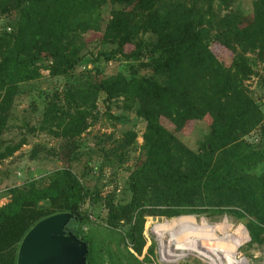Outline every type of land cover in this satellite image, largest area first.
I'll list each match as a JSON object with an SVG mask.
<instances>
[{
    "label": "trees",
    "instance_id": "16d2710c",
    "mask_svg": "<svg viewBox=\"0 0 264 264\" xmlns=\"http://www.w3.org/2000/svg\"><path fill=\"white\" fill-rule=\"evenodd\" d=\"M209 1L120 0L122 6L113 9L103 38L115 44L112 51L133 57L151 73L102 77L76 90L81 91V103L65 130L70 137L80 133L86 122L82 105H94L101 92L107 100L123 98L128 107L135 104L147 125L144 159L129 176L130 199L117 204L108 198L103 206L107 226H95L89 219L95 203L92 193L70 164L78 142L71 139L60 148L51 147L48 151L63 162L62 170L46 187L31 182L27 190L13 189L10 202L0 208V264H17L20 243L31 228L66 212L89 228L81 237L89 245L88 264H104V256L112 255L109 240L118 241L122 255L111 264H154L153 247L144 254L147 216L232 214L244 221L251 243H264V114L243 89L242 79L252 73L248 59L239 56L228 67L219 59L222 49L233 54L240 47L257 50L264 61V0L247 23L226 16L216 22L213 35L203 25V5ZM101 3L0 0V13L20 12L13 47L0 61L5 101L20 82L36 78L42 70L62 74L84 60L83 45L76 39ZM139 33L145 38L127 51L126 45ZM52 62L60 64L57 70L48 65ZM66 93L69 100L72 94ZM206 115L211 117L210 131L198 151L184 146L162 120L181 131ZM253 130L261 135L259 148L244 141ZM121 223L127 231L119 229Z\"/></svg>",
    "mask_w": 264,
    "mask_h": 264
},
{
    "label": "rangeland",
    "instance_id": "374dc122",
    "mask_svg": "<svg viewBox=\"0 0 264 264\" xmlns=\"http://www.w3.org/2000/svg\"><path fill=\"white\" fill-rule=\"evenodd\" d=\"M100 1L101 6L76 39L83 45L85 56L77 67L62 74L42 70L36 78L20 82L9 101H5V94L0 91V154L3 155L0 157V208L10 202L13 189L27 190L31 182L39 188L46 187L64 165L48 150L60 148L71 139L79 144L70 162L72 171L92 193V202H95L89 214L90 221L95 226L106 227L103 207L106 200L112 198L120 204L130 199L129 176L144 159L147 125L137 114L135 104L130 103L128 107L123 98L107 100L106 94L101 92L94 105L92 102L82 105L81 109L86 110V122L80 133L70 137L65 130L68 120L77 116L78 101L81 103V91L76 90L89 88L102 77L121 73L126 77H140L151 73L140 67V62L133 57L125 58L112 51L115 44L106 41L102 34L113 9L122 5L120 0ZM261 2L210 0L203 5V25L210 28L213 35L217 32L216 22L226 16L241 18L247 23L255 6ZM19 19L18 11L0 13V61L13 47ZM145 36L142 33L133 36L126 50L137 48ZM225 50L222 49L219 59L227 67L239 56L248 59L247 65L252 73L242 79L243 89L264 114V61L257 55V50L243 51L237 47L233 54ZM48 65L52 69L60 66L56 62ZM67 90L72 94L69 100ZM162 120L184 146L194 151H198L210 131L209 115L189 121L181 131H176L166 119ZM244 141L254 148L262 146L258 130L246 135ZM262 169L263 166L253 173ZM41 204L47 205V202ZM88 204H92L91 201ZM159 217L147 216L144 227V254L153 247L154 264H264V243H251L244 221L232 214L183 215L168 218L167 224L165 216H161V220ZM79 224L80 221H71L68 229L81 238L89 228ZM119 229L127 231L128 226L121 223ZM109 242L113 252L111 256H104V264L122 257L118 241Z\"/></svg>",
    "mask_w": 264,
    "mask_h": 264
},
{
    "label": "water",
    "instance_id": "95a60500",
    "mask_svg": "<svg viewBox=\"0 0 264 264\" xmlns=\"http://www.w3.org/2000/svg\"><path fill=\"white\" fill-rule=\"evenodd\" d=\"M161 219L160 216L158 220ZM78 220L76 214L66 212L38 222L21 241L17 264H88L89 245L67 232L71 221Z\"/></svg>",
    "mask_w": 264,
    "mask_h": 264
},
{
    "label": "bare ground",
    "instance_id": "6f19581e",
    "mask_svg": "<svg viewBox=\"0 0 264 264\" xmlns=\"http://www.w3.org/2000/svg\"><path fill=\"white\" fill-rule=\"evenodd\" d=\"M164 222H165V224H167V223H168V220H164ZM67 229H68V228H67ZM68 230H69V229H68ZM203 242H204V241H203ZM216 242H217V241H216ZM214 245H215V244H214ZM201 248H202V247H201ZM210 248H211V247H210ZM212 248H213V247H212ZM230 248H231V247H230ZM230 248H229V250H231ZM207 249H208V248H207ZM186 250H187V249H186ZM201 250H202V249H201ZM226 251H227V250H226ZM226 251H225V252H226ZM231 251H232V250H231ZM199 252H200V251H199ZM209 252H210V251H209ZM202 255H203V254H202ZM212 257H213V256H212Z\"/></svg>",
    "mask_w": 264,
    "mask_h": 264
},
{
    "label": "flooded vegetation",
    "instance_id": "af4514ba",
    "mask_svg": "<svg viewBox=\"0 0 264 264\" xmlns=\"http://www.w3.org/2000/svg\"><path fill=\"white\" fill-rule=\"evenodd\" d=\"M67 232H69V233H70L71 231L67 230ZM71 233H72V232H71Z\"/></svg>",
    "mask_w": 264,
    "mask_h": 264
}]
</instances>
